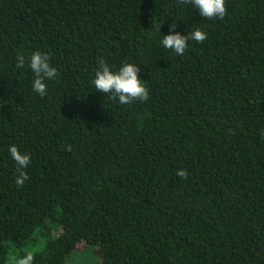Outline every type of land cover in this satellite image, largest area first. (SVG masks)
Masks as SVG:
<instances>
[{"label": "trees", "instance_id": "1", "mask_svg": "<svg viewBox=\"0 0 264 264\" xmlns=\"http://www.w3.org/2000/svg\"><path fill=\"white\" fill-rule=\"evenodd\" d=\"M225 7L0 0V264H264V0ZM174 23L207 38L179 56ZM36 51L58 72L43 97ZM101 59L137 65L149 98L98 92ZM12 145L31 157L21 186Z\"/></svg>", "mask_w": 264, "mask_h": 264}, {"label": "clouds", "instance_id": "2", "mask_svg": "<svg viewBox=\"0 0 264 264\" xmlns=\"http://www.w3.org/2000/svg\"><path fill=\"white\" fill-rule=\"evenodd\" d=\"M182 2L192 4L199 10V14L206 19L215 17L224 19L226 15L225 0H182ZM153 27L160 31V25L155 24L154 18ZM175 29L176 24L174 23L170 26L169 34L163 36L162 45L166 49L173 50L179 56L184 55L190 40L202 43L207 38V34L199 29L190 32L186 36L176 32ZM24 65L25 57L23 54H19L16 66L22 68ZM29 66L35 75V80L32 84L33 90L43 97L47 94V86L44 81L56 78L58 76L57 69L50 65L48 54H42L39 51L31 55ZM139 72V67L131 63H124L118 71L113 72L108 64L101 59L92 83L98 92L112 94L111 98L114 100L118 98L121 104H130L135 100L146 101L149 98V92L144 84L141 83ZM9 152L17 164L18 177L16 184L21 186L28 179V175L23 169L27 168L31 157L29 154L21 153L16 145H12L9 148ZM176 174L183 179L188 178L186 169L178 170ZM32 259L33 257L28 255L25 259L20 260L19 264H31Z\"/></svg>", "mask_w": 264, "mask_h": 264}, {"label": "rangeland", "instance_id": "3", "mask_svg": "<svg viewBox=\"0 0 264 264\" xmlns=\"http://www.w3.org/2000/svg\"><path fill=\"white\" fill-rule=\"evenodd\" d=\"M85 245H81L78 249V252H83V251H85ZM82 254V260H80L79 261V258L77 257V259H75V264H80V263H84V264H93V262H94V260H95V258H94V252L92 253L91 251H88L87 253H86V255H84V253H81ZM73 259V260H74Z\"/></svg>", "mask_w": 264, "mask_h": 264}]
</instances>
